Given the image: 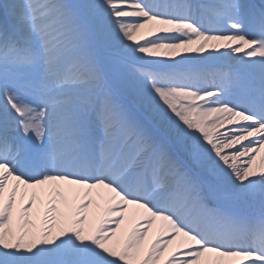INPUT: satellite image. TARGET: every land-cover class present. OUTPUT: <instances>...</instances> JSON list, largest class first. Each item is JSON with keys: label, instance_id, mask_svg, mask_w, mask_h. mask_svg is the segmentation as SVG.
I'll return each mask as SVG.
<instances>
[{"label": "snow or ice", "instance_id": "snow-or-ice-1", "mask_svg": "<svg viewBox=\"0 0 264 264\" xmlns=\"http://www.w3.org/2000/svg\"><path fill=\"white\" fill-rule=\"evenodd\" d=\"M0 264H264V0H0Z\"/></svg>", "mask_w": 264, "mask_h": 264}]
</instances>
